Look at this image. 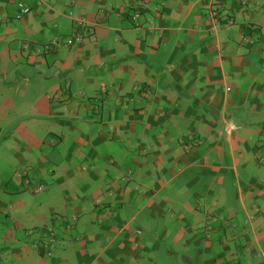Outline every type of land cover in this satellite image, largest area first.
Here are the masks:
<instances>
[{
	"label": "crops",
	"instance_id": "crops-1",
	"mask_svg": "<svg viewBox=\"0 0 264 264\" xmlns=\"http://www.w3.org/2000/svg\"><path fill=\"white\" fill-rule=\"evenodd\" d=\"M213 1L0 0V264H264V0Z\"/></svg>",
	"mask_w": 264,
	"mask_h": 264
},
{
	"label": "built area",
	"instance_id": "built-area-1",
	"mask_svg": "<svg viewBox=\"0 0 264 264\" xmlns=\"http://www.w3.org/2000/svg\"><path fill=\"white\" fill-rule=\"evenodd\" d=\"M208 17L210 19V21L214 24L217 23L219 21V13L216 7H214V1L213 0H208ZM20 7H22L21 4H19ZM30 11V8L28 7H23V12L27 13ZM70 17L72 19L75 20V30L76 32H78V35L80 36L82 34V32L85 31H89L88 24L86 21L85 17H75L73 11L69 13ZM140 16V11L138 9H136L132 14H130V19L135 23L138 21ZM226 23H232V18H228L226 19ZM152 26L150 27H143L145 28L147 31L151 32L152 31ZM81 37V36H80ZM77 36V38H80ZM72 42H74V38L71 37L68 41H67V45L71 44ZM56 45V40L53 39L50 41V45H46L44 46V48H48V47H54ZM25 49L28 48V46L25 44L23 46ZM219 55H223V50L220 49L219 50ZM229 89V88H227ZM105 91V87L102 88V92ZM259 161L261 163L264 164V151L261 152L260 156H259ZM26 183H28V180H26ZM43 186H38L37 188L33 189V192H40L43 190ZM55 219L60 220L61 216L59 214H56ZM77 216L76 215H70L68 221L66 220L65 224L63 225V228L65 231H70L73 227H74V222L76 220ZM56 241V231L53 229H46V230H41L40 234L33 239L32 243H31V247L34 249H43L44 253L46 255H51L52 254V243H54Z\"/></svg>",
	"mask_w": 264,
	"mask_h": 264
},
{
	"label": "rangeland",
	"instance_id": "rangeland-1",
	"mask_svg": "<svg viewBox=\"0 0 264 264\" xmlns=\"http://www.w3.org/2000/svg\"><path fill=\"white\" fill-rule=\"evenodd\" d=\"M260 144H261V147H259V149H264V135H263L262 142ZM233 221H234V223L239 224V221L236 219V217H233ZM41 230L42 229H39L36 231V236H38L40 234ZM164 264H168V263L164 262Z\"/></svg>",
	"mask_w": 264,
	"mask_h": 264
},
{
	"label": "trees",
	"instance_id": "trees-1",
	"mask_svg": "<svg viewBox=\"0 0 264 264\" xmlns=\"http://www.w3.org/2000/svg\"><path fill=\"white\" fill-rule=\"evenodd\" d=\"M53 249V248H52ZM35 250H37V251H39L40 253H44V250L43 249H35ZM52 252H53V250H52ZM45 254V253H44Z\"/></svg>",
	"mask_w": 264,
	"mask_h": 264
},
{
	"label": "clouds",
	"instance_id": "clouds-1",
	"mask_svg": "<svg viewBox=\"0 0 264 264\" xmlns=\"http://www.w3.org/2000/svg\"><path fill=\"white\" fill-rule=\"evenodd\" d=\"M77 219V218H76ZM76 221V220H75ZM74 224H75V222H74Z\"/></svg>",
	"mask_w": 264,
	"mask_h": 264
}]
</instances>
